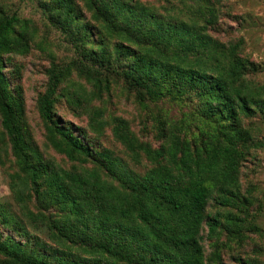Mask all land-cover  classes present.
Here are the masks:
<instances>
[{"label":"trees","instance_id":"1","mask_svg":"<svg viewBox=\"0 0 264 264\" xmlns=\"http://www.w3.org/2000/svg\"><path fill=\"white\" fill-rule=\"evenodd\" d=\"M26 1L42 23L0 0V264H264V70L223 1Z\"/></svg>","mask_w":264,"mask_h":264},{"label":"rangeland","instance_id":"2","mask_svg":"<svg viewBox=\"0 0 264 264\" xmlns=\"http://www.w3.org/2000/svg\"><path fill=\"white\" fill-rule=\"evenodd\" d=\"M145 2L154 5L158 8V11L161 13H167V8L170 7L168 5L167 0H144ZM223 1V11H229L231 17L237 18H229L227 17L225 20L226 26L225 28L231 27L230 30L236 36H244L248 43V52L256 59L258 62L262 64V68L264 70V0H222ZM26 8L23 10V13L27 17H31L36 21L42 23L41 12L37 9L36 5L31 2H27L25 0ZM240 18H243L244 21H241ZM241 21V23H240ZM48 34L53 38V40L57 39V34L54 30H49ZM222 35L226 34V32L221 33ZM64 44V42H63ZM57 55L59 59L64 60L67 56H70V52L67 48H63L59 45H56ZM18 61L25 66L26 73V87H28V92L30 98L35 95V92L41 87L42 82L45 80V76L43 75L44 67L49 64L47 57L44 54H39L36 52L33 55H30L25 58H19ZM264 78V71L261 74ZM120 106V105H119ZM118 106V108H119ZM174 107V108H173ZM121 108H123L128 118H134L138 121L137 109L131 103H124ZM177 107L171 106V112H175ZM61 114H63L66 118L71 121L77 123V120L73 116L72 112L66 105H62L59 108ZM119 114V112H118ZM262 135L264 136V125H261ZM109 134V132H108ZM40 133H38V136ZM110 145L112 142L109 141ZM113 146V145H112ZM115 149H119V145L113 146ZM259 152V160L252 164H248L249 170L254 169L255 173L250 174L252 176L253 182L258 186L259 192L257 195L263 196L264 201V148H262ZM60 159V157H59ZM247 171V168L244 169ZM250 173V172H249ZM8 180L4 176V173L0 169V199L3 201H10L11 194L8 187ZM259 225L264 234V213L259 218ZM257 238V236H255ZM264 239V238H263ZM260 243V241H257ZM264 245V240H263ZM251 252V251H250ZM264 255V251H263ZM264 262V256H263Z\"/></svg>","mask_w":264,"mask_h":264}]
</instances>
